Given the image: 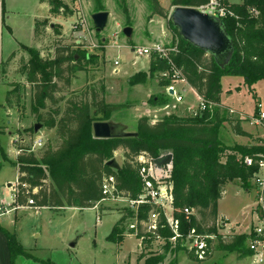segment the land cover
Listing matches in <instances>:
<instances>
[{"label": "trees", "instance_id": "16d2710c", "mask_svg": "<svg viewBox=\"0 0 264 264\" xmlns=\"http://www.w3.org/2000/svg\"><path fill=\"white\" fill-rule=\"evenodd\" d=\"M47 1L52 14H70L63 0ZM209 1L172 0L171 5L199 8ZM151 3L152 15L168 19L170 12L159 0H152ZM97 5L100 7L97 11L104 9L101 0H97ZM254 7L259 11L257 16H253L249 10ZM230 8L237 18H226L223 24L235 45V52L230 63L225 66H219L212 56L184 41L178 29L168 19L167 26L174 37L172 44L178 46V52L172 54V59L181 70L184 81L192 86L199 97L206 100L207 106L202 114L188 117L171 115L154 124L149 117L143 116L137 123V137L100 139L92 134L94 122L107 121L113 112L126 107L107 103L104 98V80L99 82V91L91 89L90 100L87 97L88 91L84 92L81 99L70 92L71 97L66 100V107L61 111L60 103L64 98H58L56 94L70 87L76 74L86 70L90 63L87 52L78 49L80 45L57 42L54 55L48 59L41 57L37 50L31 49L30 59L21 65V73L26 77V83L33 88L32 112L45 128L55 129L59 144H49L40 157L28 152L30 148L21 147L23 154L14 163L18 165L19 171L16 200L18 205H29L28 200L32 199L34 204L29 206L38 208L95 207L106 198L102 185L105 178L110 176L115 178V194L128 200H138L144 182L141 175L142 163L137 158L144 155L146 159L154 160L165 153H171L172 170L168 180L173 185V216L179 221L180 233L186 235L195 227L201 232L217 235L216 245L212 249L238 251L242 256L249 255L245 244L247 235L228 238L218 235V207L229 182L239 181L243 187H250L249 181L258 169L255 164L258 153L264 152V145L260 142L232 146L222 143L219 130L225 121L230 123L232 131L237 135L248 133L242 130L239 121L222 113L225 111L220 107V96L221 79L224 75L241 76L249 86L264 79V0L230 3ZM46 24V21H36L34 32L40 34ZM75 46L78 48H74ZM4 64L3 75L6 74ZM168 69L166 60L152 55L151 78L167 72ZM145 78V74H137L130 82L133 84ZM160 81L162 85L170 83L164 81L163 76ZM10 85L14 89L8 91L6 105H0L1 107L14 106L12 99L20 97V85ZM120 148L124 151L125 161L117 171L107 166L106 162L114 158ZM245 157L252 159V165L244 163ZM155 209L151 203L139 204L136 211L127 209L126 213L121 214L108 238L120 245L127 234L136 236V228H129L127 222V219L134 218L137 220L136 237L141 239V247L151 248L154 241H164L161 246L162 253L145 257L140 252L139 260L145 259V264L162 263L170 254L172 259L168 264H178L177 253L180 251H185L190 260L200 261L195 253L182 247L180 238L171 242L174 233L162 211L156 230L145 231L141 223L148 221V214ZM185 209L194 210L189 219H186ZM0 230L9 240L10 264H16L19 255L43 264H54L34 257L17 240L14 233L2 226ZM211 255L212 252L208 257Z\"/></svg>", "mask_w": 264, "mask_h": 264}, {"label": "rangeland", "instance_id": "374dc122", "mask_svg": "<svg viewBox=\"0 0 264 264\" xmlns=\"http://www.w3.org/2000/svg\"><path fill=\"white\" fill-rule=\"evenodd\" d=\"M79 1L64 0V3L71 13L77 11V8L79 9ZM159 1L167 11L172 9V0ZM151 2L152 0H102V8L105 9V4H107V9L111 16L106 27L98 33L93 26L91 18L93 15L91 11L100 8L97 5V1L94 0L92 6L90 0L81 1L86 11L82 16L87 19L88 29L91 31L92 38L82 43V47L78 48L75 46L74 48L87 52L90 56V63L87 65L86 70L76 74V79L72 80L70 87L56 94L58 98H64L63 102L60 103L61 111L66 107V100L71 97L70 92L75 93V97L81 99L84 97V92L88 91L87 97L90 100L91 89L94 88L99 91V82L101 80L108 82L110 88L109 100L114 104L125 105L136 100L139 102L144 100L142 98L144 93L140 90L133 92L130 89L129 74L135 72V70L148 68L149 60L147 56H135L131 52V48L134 46H148L151 41L148 33H151L153 37L162 38L163 32L169 29L162 22L161 19L163 18L159 16L151 17ZM73 8L75 10H72ZM70 16L69 13L61 14V18L57 20L58 23H54L53 27L49 25V23L54 22L53 19H47V24L37 36L38 39L31 43L30 46L19 47L14 60L4 64V68L8 72L5 79L9 82V85H20V90L18 91L20 97H14L12 99L14 106H7L5 107L6 110L0 106V122L2 123V125L0 124V130L3 131V135L0 136V208L3 211L6 208L11 209L13 207L11 205L14 202L13 187L18 180L19 172L16 165L4 160L2 150L5 152L8 149L13 152L16 151L14 143L16 140L14 136L16 135L25 138L24 147L30 148L31 152L35 153L37 157L41 156L42 151L49 144L52 146L59 144L55 129L48 130L42 126L39 131L35 132L34 125L39 122L35 119L31 107L33 88L26 83V77L21 74V65L30 59L31 49L37 50L41 57L48 59L54 55V46L57 42L71 45L78 44L77 41L75 43V31L72 28L80 18L68 19ZM168 19H165L166 24ZM126 26H130L133 30V35L130 39L124 34L123 29ZM129 40L137 45L133 46ZM117 59L120 62L118 67L114 65V61ZM115 68L120 70L115 73ZM123 68H127L129 73L127 74V80L123 76ZM151 79L160 81L161 74ZM221 80L223 88L221 98L224 103L232 106L237 112L252 114L257 100L261 99L264 102V80H260L251 86L246 84L241 76L224 75ZM164 81L176 83L171 81V79L169 80L168 77H164ZM9 85L0 83V105L5 103ZM60 86L63 85L61 84ZM229 88L233 91L232 95L226 92ZM153 89L155 91L159 90L158 83H154ZM185 93H182L183 97L187 98L184 101L185 105L192 106L196 109L195 114H200L197 98H194L191 92ZM174 101L173 97L167 99L168 103H174ZM147 107L148 105L143 103H140L136 110H127L124 107L116 112L115 117H117V120H123L126 130L132 132L134 126L133 118L137 114H142ZM224 111L225 114L232 115L228 109H224ZM235 115L239 116L238 113ZM98 117H101V115ZM7 131H11L13 137ZM252 132L253 134L249 138L245 139L240 136L234 139L232 131L222 129L221 140L225 143L241 141L246 142L247 145L258 144L263 133L258 128L252 129ZM38 137H42L43 141V145L40 147L35 145ZM114 158L122 166L125 161L124 151L120 148L115 153ZM168 170L167 173L171 174L172 167ZM249 183L253 185L251 181ZM8 184L13 186L9 187ZM236 184L241 185L242 183L236 181ZM127 209L135 211V205H132L127 198L121 196L117 199H104V201L98 203V208L80 209L69 207L59 210L41 208L37 212L33 208H28L27 210L19 209L17 212L15 209L3 218L2 223L8 227L11 233L19 235L28 252L35 257H40L54 264H145V260H138L139 253H143L145 257H152L162 253L161 246L164 241H154L151 244V248H145L141 247V240L131 233L124 237L125 239L120 245L108 238L114 225L119 221L121 214L126 213ZM255 209L256 200L253 188L247 191L245 187L238 188L234 183L228 185L227 192L220 205V211L223 215H226L231 222H244L249 225L254 223V226H257L260 222ZM197 217L200 219L199 215ZM127 222L129 228H131L130 225L136 226L137 224V220L134 218L127 219ZM229 227L228 225L226 226V228ZM218 233L221 234L220 229H218ZM216 239V236L210 237L208 245L214 248ZM75 240H78L77 245L71 247L70 243ZM179 241L182 243V247L188 249V245L182 238ZM211 252H213L212 255L207 259L193 261L189 259L185 251H180L177 253L179 254V264H229L227 260L223 261L219 255L207 263H202V261L209 260V258L214 256L213 249ZM230 253L232 252L230 251ZM171 259L170 254L169 260Z\"/></svg>", "mask_w": 264, "mask_h": 264}, {"label": "crops", "instance_id": "0c3cea01", "mask_svg": "<svg viewBox=\"0 0 264 264\" xmlns=\"http://www.w3.org/2000/svg\"><path fill=\"white\" fill-rule=\"evenodd\" d=\"M81 1L82 0L79 1V4H80L79 9L77 8V11L71 12L70 13L71 16L68 19H73L74 17L80 18L82 15H84L86 13L84 7L82 6ZM93 1L94 0H90L91 6L93 4ZM230 3L231 4H237V3H242V1L236 2V1L230 0ZM72 10H75V9L73 8ZM103 10L108 11L107 4H105V9H103ZM99 11H101V10H99ZM99 11H97V10L93 11L92 10L91 13H95V12H99ZM110 16H111V13H110ZM155 16H159V15H152L151 17L153 18ZM159 17H161V16H159ZM60 18H61V15L52 14L50 12V5H49L47 0H0V83H3V84L7 83V85H9V82L6 81V79H5L8 72L6 71V74L3 75L2 65L4 63H8V62L14 60V57L18 52L17 49L19 47L30 46L31 43H33L35 40L38 39L37 36L39 34L37 35L34 32V27H35L36 21H47V19H53L54 22L49 23V25H51V27H53V24L58 23L57 20H59ZM161 18H163V17H161ZM161 20H162V22H164V25L166 27L167 24H166L165 19L163 18ZM166 29H168V28H166ZM148 36L150 37V40H151L148 46H152L153 44L169 45V44H172L173 39H174L173 33L170 29L166 30V32H163L162 38H157L156 36L153 37L151 33H148ZM128 39H130V38H128ZM76 41L77 40H75V43H76ZM130 41L131 40H129V42ZM77 43H78L77 45H80V47H82V45L79 44L78 41H77ZM131 44L133 46L137 45L135 42H132ZM131 52L133 53L132 48H131ZM13 54H15L14 57L11 58V60L7 62V59H9V57H11V55H13ZM150 59H151V57H148L149 67L144 69V70H135V72L129 74L127 71V68H123L124 69L123 76L126 77V80H127V74H129L130 80L135 78V76L137 74H145L146 75L145 79H141V80H139L133 84L129 80L130 89H132L133 92H135V90L136 91L140 90L142 93H144L142 96V98L144 100L142 102H139L136 100L133 103L125 104L126 109L127 110H136V108L138 107V105L140 103L148 105L147 109L142 114H137L136 117L133 118V125L134 126L132 128V132H136L138 120H139V118H141L143 116L149 117L151 123L154 124L155 122H157V121H159L165 117H170L171 115H176V116H181V117H188V116L197 115V114H195L196 109H194L192 106L185 105L184 101L187 98L183 97L184 98L183 101L178 102L177 99L171 95V92L168 91V87L170 86L171 83L169 85H162L161 81H159L157 79H151V77H150ZM117 60H115V61H117ZM119 63L120 62L118 60V65H115V66L118 67ZM119 70H120L119 68H115L114 72L117 73ZM152 78H155V77H152ZM104 82L106 83L105 95H104L105 100L109 104L117 105V104L112 103L109 100L110 88H109L108 82H106V80H104ZM154 83H158L159 90L155 91L153 89ZM174 86L177 89V91H179L181 94L183 92H186L185 94H187V92L193 93L192 96L194 98H197V100L199 101V105H200V103L203 99L198 96L196 91L192 88V86L188 82L179 81V82H176L174 84ZM11 89H12V86L9 85L8 91H10ZM8 91H7V93H8ZM226 92H227V94H230V95H232V93H233L231 88H229ZM182 96H183V94H182ZM170 97L174 98V100H175L174 103H168L167 102V99ZM258 101H262V100L258 99L257 102ZM257 102H256V104H257ZM256 104L254 105V109H253L252 114L245 113V114L249 115V116H247V115L243 114L242 112H237L232 106L228 105L227 103H224L222 98H221V103H220L221 109H228L230 111V113H232V115H228L229 118H232L233 120L239 121L240 122L239 124H240L242 130L246 131L248 133V135H241V134L237 135L236 133H234V131H232L230 123L228 121H225L219 130L220 140H221L222 129H226L227 131H232L234 133V139H236L240 136H242L246 139V138L251 137V135L253 134L252 129L258 128L259 131L263 133L260 137L261 138L260 142H261L262 136L264 135L263 128H261L260 126H254L251 124L252 118L257 115ZM2 105H6V102ZM2 108L4 110H6L5 107H2ZM198 109H199V107H198ZM116 112H118V111H116ZM116 112H113L107 121H112V122H116V123L120 122L123 124L124 123L123 120H121V119L117 120L116 119L117 118V117H115ZM222 113L225 114V112H222ZM237 113L239 114V116L235 115ZM200 114H202V113L200 112ZM233 114H234V116H233ZM0 124L2 125L1 122H0ZM7 132L9 135H11V131H7ZM1 135H3V131L0 134V136ZM14 137H16V140L14 141L16 151L13 152L12 150L8 149L5 152L2 150L4 160L8 161L11 164H14L17 161L18 156L23 154V153L18 154V149L21 148L22 146H24L23 143L25 142L24 137H19L18 135L14 136ZM38 138L42 139V137H38ZM222 143H224L227 146H232L235 144H239V145L246 144V142H241V141L240 142L235 141L234 143H225L224 141H222ZM28 152H29V150H28ZM16 166H17V171H18V165H16ZM17 183H18V180L13 187V192H14L13 201L14 202L11 204L13 207L11 209L6 208L5 211H3L2 208H0L1 209L0 210V227L2 226L3 228H5L8 231H9L8 227L2 223L3 218H5V216L8 213L14 211L15 209H16L15 210L16 212L19 209L27 210L28 208H33L34 210H36V212L41 209V208H38L36 206L18 205V203L16 202V200H17ZM230 183H234L236 185V187H238V188L243 187L240 184L239 185L236 184V181L229 182V184ZM228 185L226 187V192H227ZM8 186L11 187L13 185L8 184ZM245 188L247 191H250L252 188L255 191L253 185H250V187H245ZM35 191H37V190H35ZM226 192H225V194H226ZM224 197H225V195H224ZM224 197L222 199H224ZM222 199L219 200L220 202H219V207H218V218H219L218 219V222H219L218 229H220V231H221V234H219L218 229H217L218 235H221L224 238H228V237L235 236V235L236 236H241L243 234L247 235V240L245 243L247 245V241H248V238L250 235L249 233L255 227L254 223L252 225H249V224H246L244 222L243 223L231 222L226 217V215H223L220 211V205H221ZM69 207H66V208H69ZM44 208L51 209L49 207H43L42 209H44ZM75 208H77V207H75ZM93 208H96V207H93ZM59 209H65V208H58V210ZM227 225L230 227L226 228ZM14 234L16 235L17 240H19V242L23 245V247L26 250H28L26 245L20 239L19 235L17 233H14ZM215 236H217V235H215ZM213 251H214V256L209 258V260L202 261V263H207L212 258L219 255L223 259V261L227 260L229 262V264H244V263L250 264L249 255L242 256L241 253L238 251H231L232 253H230V251L227 252L228 250L221 251V250L213 249ZM139 255H140V253H139ZM226 255H228V256H226ZM169 256L164 262L159 263V264H168L170 261ZM178 257H179V254H178ZM38 258H40V257H38ZM138 260H139V256H138ZM140 260H145V259H140ZM10 262H11V258H10L9 240H7L6 235L0 230V264H10ZM30 263H34V264H36V263L40 264L41 263V264H43L40 261H34L32 259L26 258V257L21 256V255H19V257L16 259V264H30ZM178 264H179V260H178ZM223 264H225V263H223Z\"/></svg>", "mask_w": 264, "mask_h": 264}, {"label": "built area", "instance_id": "2783aa9c", "mask_svg": "<svg viewBox=\"0 0 264 264\" xmlns=\"http://www.w3.org/2000/svg\"><path fill=\"white\" fill-rule=\"evenodd\" d=\"M197 9L202 12L204 11L206 13H211L222 21L229 17L237 18L235 12L230 8L229 0H210L207 4H204ZM249 10L253 14V16H257L259 14V11L255 7ZM72 30L75 31V37L79 44L91 40L92 38L91 31H89L88 29L87 19L83 16L80 17V19L73 25ZM132 49L133 54L136 56L152 57V55L155 54L159 58L166 60L167 64H169V69L165 73H160L161 76L168 77L169 80L171 79V81L173 82L184 81L181 70L172 59V54L178 52L177 45L153 44L152 46H134V48ZM114 65H118V60L114 62ZM170 90H172L171 95L175 97L178 102L183 101L184 98L182 94L177 91L174 86V83H171L168 87V91ZM206 106V100H202L199 105L201 113L205 110ZM210 106L212 105L210 104ZM256 113L257 115L252 118L251 124L254 126H260L264 130V102H257ZM260 144L264 145V135L262 136ZM35 145L39 147L42 146V139L38 138L35 141ZM29 152H31V150ZM21 153H23V149L19 148L18 154ZM137 160L142 163L141 175L143 178L144 187L142 194L140 195L138 200L128 201L132 203V205H135V211L138 205L141 203H151L155 206L156 209L152 210L148 214V221H142L141 223L143 225V228L146 229L145 231L151 232L156 230L159 222L158 217L160 211H162L164 217L167 219V224L174 233V238L171 239V242L176 241L177 238H182V240L186 242V245H188L189 251L195 253V255L200 260H205L212 251V247L208 245V239L210 237H215V235L210 233L207 234L206 232H201L195 227L191 228V230L186 235L180 233L179 221L173 216V185L168 180L171 174L167 173V171H169L168 169L171 168V166H166L168 168H159L155 161L156 158H154V160H149L146 159L144 155L139 156ZM244 163L246 165H252V159L250 157H245ZM255 164L258 166V169L255 172L253 178L251 179V183H253L255 189V210L257 216L259 217L260 224L255 226L253 230L249 233L250 235L247 241L246 248L250 252V264H264V152L258 153V158ZM102 186L103 195H105L107 199L119 198V196L115 194L116 186L115 178L113 176L105 178ZM28 204L33 205V200L29 199ZM95 207L98 208V205H96ZM193 213V209H185L186 219H189L191 217V214ZM97 220H99V218H97ZM130 227L136 228L135 230L137 236V227H135V225L133 224L130 225Z\"/></svg>", "mask_w": 264, "mask_h": 264}, {"label": "water", "instance_id": "95a60500", "mask_svg": "<svg viewBox=\"0 0 264 264\" xmlns=\"http://www.w3.org/2000/svg\"><path fill=\"white\" fill-rule=\"evenodd\" d=\"M169 20L173 26L178 29L184 41L189 42L196 48L205 51L212 56L219 66H225L230 63L234 52L235 45L229 34L224 28L223 21L211 13L202 12L195 7L174 6L169 11ZM92 22L95 30L99 33L107 25L110 13L107 10L92 13ZM124 34L131 38L133 30L126 26ZM172 93V90H170ZM43 126L42 123H35V132ZM93 135L96 138H119V137H137L139 133L129 132L122 123L112 121H96L93 123ZM173 154H164L156 158V164L159 168L171 165ZM106 165L112 169L120 170V165L115 158L106 162ZM78 240L70 243L71 247L77 245Z\"/></svg>", "mask_w": 264, "mask_h": 264}]
</instances>
